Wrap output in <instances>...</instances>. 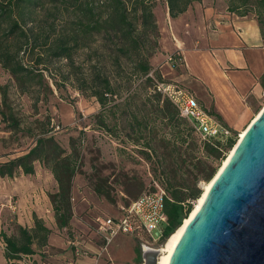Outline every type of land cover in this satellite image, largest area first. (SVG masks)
Returning <instances> with one entry per match:
<instances>
[{
  "label": "rangeland",
  "instance_id": "rangeland-1",
  "mask_svg": "<svg viewBox=\"0 0 264 264\" xmlns=\"http://www.w3.org/2000/svg\"><path fill=\"white\" fill-rule=\"evenodd\" d=\"M67 1L54 0V5L49 6L50 13L45 16L46 11L38 9L39 25L50 23L54 16L57 17V9L62 10ZM217 2L226 10L223 0ZM163 8L164 1L155 0L152 11L158 36L147 59L150 73L152 77L158 73L161 80L156 81L177 82L191 92L197 91L195 84L186 86L174 79L173 75L180 67L166 58L176 49L170 48V35L160 40L159 31L165 33L167 24L162 15ZM243 17L255 21L250 12ZM53 22L55 30L60 31L62 23L58 18ZM86 54L81 51L78 60L85 58ZM54 62L47 65L50 74L43 71L47 82L50 78H60L57 65L64 63V59ZM64 70L61 67L60 71ZM0 85L7 86L8 96L17 108L16 128L8 130L0 120L1 244L2 235L17 236V225L30 226L31 213L34 212L54 238L71 250V242L79 247L76 239L85 240L96 246L95 251L85 249L89 251L85 252L86 255L99 258L104 264H143L142 245L161 247L164 240L151 243L145 237L137 240L118 234L105 244L98 233L96 218L117 216L121 208L149 188L151 179L162 181L169 198L167 208L184 217L188 208L194 207L196 195L202 192L203 185L210 178L208 171L192 168L177 155L142 151L144 149L139 144L133 143L129 130L109 113L103 115L107 127H96L92 115L99 110V105L93 97L76 90L73 84L63 83L55 88L49 83V93L37 90L39 98L45 96V101H38L36 110L31 107L30 94L18 92L9 74L1 67ZM244 103L249 108L247 116H236L229 123L224 121L234 143L264 104V77L261 81L259 79L257 92L246 95ZM156 129L158 134L166 137L170 134L168 126L159 125ZM187 130L193 144L189 156L202 158L217 172L231 150L222 148L224 154L218 152L216 158L207 155L201 148V141ZM41 250L46 254L48 249ZM34 253L37 256H29L27 264H38L41 253ZM22 256L6 262L24 264Z\"/></svg>",
  "mask_w": 264,
  "mask_h": 264
},
{
  "label": "trees",
  "instance_id": "trees-1",
  "mask_svg": "<svg viewBox=\"0 0 264 264\" xmlns=\"http://www.w3.org/2000/svg\"><path fill=\"white\" fill-rule=\"evenodd\" d=\"M53 1L0 0V67L9 74L16 90L30 94L31 107L36 110V103L45 101V96L39 98L37 90L49 93V83L55 88L63 83L73 84L76 90L93 97L99 105V110L92 115L96 127H107L103 115L109 113L129 130L133 143L139 144L142 151L177 155L192 168L208 171L210 178L206 183L209 182L216 172L202 158L189 156L193 144L187 128L194 134L191 123L155 90L154 79L161 80L158 73L153 72V77L148 75L151 70L148 55L153 52L158 36L152 11L155 0H68L62 10L57 9V17L45 26L39 25L37 10L46 11L45 16L50 13ZM163 1L168 16L173 18L192 2L200 0ZM223 1L226 10L236 16L252 13L264 41V0ZM54 18L62 23L60 31L55 30ZM81 51L87 54L78 60ZM176 55L177 50L169 54L171 60ZM62 59L64 63L57 65L60 78L49 77L50 82H47L43 71H48L51 61ZM61 67L65 70L60 71ZM263 77L264 71L259 76L260 81ZM206 110L226 127L217 113L209 107ZM16 118L17 108L8 96L7 86L0 85V120L5 128L12 130L16 128ZM159 125L168 126V137L158 134L156 126ZM223 141L218 136L210 137L201 141V148L205 154L216 158L218 152L223 153L222 148L231 150L237 139L234 143V137L228 135ZM200 196L199 191L194 201ZM167 201L166 194L163 201L167 218L165 238L180 227L193 209L191 205L182 217L180 212L173 214L167 208ZM16 228L17 236H1L5 260L33 254L36 249L40 250L41 260L48 254L61 252L60 248L47 244L50 229L34 212L30 226L17 225ZM41 248L49 251L42 254Z\"/></svg>",
  "mask_w": 264,
  "mask_h": 264
},
{
  "label": "crops",
  "instance_id": "crops-1",
  "mask_svg": "<svg viewBox=\"0 0 264 264\" xmlns=\"http://www.w3.org/2000/svg\"><path fill=\"white\" fill-rule=\"evenodd\" d=\"M217 1H194L173 18L168 16L164 3L162 15L167 24L165 33H159L160 40L170 35V48L177 50V57L170 61L180 67L173 75L174 79L186 86L195 84L197 91L190 89L197 99L217 113L223 122L229 123L236 116L249 114L244 98L255 94L259 88V76L264 71V44L253 19L236 16ZM76 241L83 252L89 253L85 249L96 250L92 242ZM47 244L60 248L61 252L42 257L45 261L38 255V264H61L68 260L71 264H104L101 259L86 253L74 255L69 247L54 238L52 232ZM29 256L36 257L37 254L23 255L24 264ZM0 264H7L1 243Z\"/></svg>",
  "mask_w": 264,
  "mask_h": 264
},
{
  "label": "water",
  "instance_id": "water-1",
  "mask_svg": "<svg viewBox=\"0 0 264 264\" xmlns=\"http://www.w3.org/2000/svg\"><path fill=\"white\" fill-rule=\"evenodd\" d=\"M141 250L143 264L160 252ZM166 264H264V104L236 141Z\"/></svg>",
  "mask_w": 264,
  "mask_h": 264
},
{
  "label": "built area",
  "instance_id": "built-area-1",
  "mask_svg": "<svg viewBox=\"0 0 264 264\" xmlns=\"http://www.w3.org/2000/svg\"><path fill=\"white\" fill-rule=\"evenodd\" d=\"M262 52L264 62V45ZM166 59L171 61L170 56H167ZM148 75L152 77L150 72ZM154 88L174 105L180 116L191 123L198 140L204 141L210 137L218 136L223 141L230 135L229 130L207 112L192 92L179 83L154 80ZM165 198L166 190L162 181L151 179L149 188L133 198L126 207L121 208L122 211L117 216L105 215L102 218H96L99 235L105 244L118 234L127 235L137 240L145 237L151 243L164 240L167 226V218L163 208ZM71 243L74 255L85 254L76 246L75 242ZM61 264H71V261L68 260Z\"/></svg>",
  "mask_w": 264,
  "mask_h": 264
},
{
  "label": "bare ground",
  "instance_id": "bare-ground-1",
  "mask_svg": "<svg viewBox=\"0 0 264 264\" xmlns=\"http://www.w3.org/2000/svg\"><path fill=\"white\" fill-rule=\"evenodd\" d=\"M244 130H245V129H244ZM244 130L239 134V137L243 134ZM239 137H238V138H239ZM233 148H234V147H233ZM233 148H232V149H233ZM232 149H231V151L229 152V154L232 152ZM229 154L227 155L226 159L228 158ZM225 156H226V155H225ZM226 159H224V160L222 161V164H221L220 167L218 168L217 172L220 170L221 166L224 164V162L226 161ZM217 172H216V173H217ZM216 173H215V174H216ZM214 176H215V175H214ZM213 178H214V177H213ZM213 178H212L209 182H207V183H205V184L203 185V187H202V189H201V190H202V192H201V196H200V198H198V199L195 201V203H194V207H193L192 212L190 213V215H189L188 217H186V218L182 221L180 227H178V228H177V229H176V230H175V231H174V232H173L168 238H165V239H164V241L162 242V245H163V246L161 245V247H157V248H158L157 250H159L160 252H159L158 255L156 256V258H155V263H154V264H166V263H167L168 258H169V256H170L172 250H173V247H174V245H175L177 239L179 238V236H180V234H181V232H182V230H183L185 224L187 223V221L189 220V218L193 215V213L195 212V210H196L197 207L199 206V204H200V202L202 201V199H203V197H204V195H205V193H206V190L208 189V187H209L211 181L213 180ZM200 188H201V187H200ZM154 249H155L154 247H147V246H142V248H141V250L143 251V253H144L145 255H152Z\"/></svg>",
  "mask_w": 264,
  "mask_h": 264
}]
</instances>
